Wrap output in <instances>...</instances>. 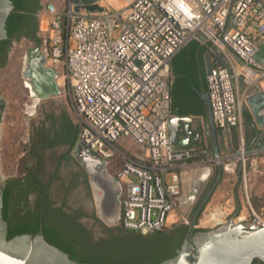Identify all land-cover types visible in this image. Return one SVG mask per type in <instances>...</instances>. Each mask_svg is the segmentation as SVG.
Instances as JSON below:
<instances>
[{
    "label": "built area",
    "instance_id": "built-area-1",
    "mask_svg": "<svg viewBox=\"0 0 264 264\" xmlns=\"http://www.w3.org/2000/svg\"><path fill=\"white\" fill-rule=\"evenodd\" d=\"M38 44L44 65L61 76L79 125L78 141L107 160L123 187L120 226L142 233L162 229L182 194V160L191 150L173 146L168 136L172 114L171 61L190 40L222 46L240 61L245 74L260 72L259 39L264 37V0H128L123 6L89 9L67 0L64 8L42 2ZM109 23L110 28L105 24ZM253 31V33L251 32ZM228 64V63H227ZM216 64L207 76L215 124L232 144L241 123L232 69ZM63 90H60L61 94ZM123 139L144 153L132 157ZM238 153L228 147L220 160L225 171L243 173L263 163L264 140ZM260 161V162H259ZM237 203V202H236ZM213 206L196 228L221 225L230 218L261 217L249 194ZM235 213V214H234Z\"/></svg>",
    "mask_w": 264,
    "mask_h": 264
},
{
    "label": "flooded vegetation",
    "instance_id": "flooded-vegetation-1",
    "mask_svg": "<svg viewBox=\"0 0 264 264\" xmlns=\"http://www.w3.org/2000/svg\"><path fill=\"white\" fill-rule=\"evenodd\" d=\"M26 23L27 21L21 18L17 19L20 29H24ZM6 32L7 36L1 40H9L11 49L19 41L8 34L7 26ZM206 49H209L208 46ZM206 51L199 49L196 53L193 52L184 58L180 67H177L178 71L182 72L177 76L171 109L174 106L177 111L184 109L200 111L201 114H179L172 110V114L192 117L203 115L204 118V123H199L200 120L194 118L190 123H182L181 132L175 139L176 145L185 147L193 144L195 148H203L207 147L209 139L211 149L216 152V149L220 150L223 147L222 138L220 142L217 140L223 131L211 117L207 96ZM32 70L31 56L27 52L21 72L32 98L30 106L27 107V137L24 140L21 160L16 165L17 172L12 175L17 178L6 182L7 178L0 175L3 215L5 207L8 229L9 226H18L27 230L38 227L37 231L43 232V225L46 222L51 232H55V229L60 231L63 228L66 239L74 243H77V240L73 236L88 241L108 236L109 231L114 230L112 228L118 224L109 225L98 215L90 175L75 156V145L71 148L70 143L66 141L72 137L68 112L58 107L50 96L39 98V90L32 85L29 75L24 76V73L31 74ZM37 99L39 101H36ZM0 103H3L1 96ZM47 103H50L51 107ZM261 135L262 132L259 139ZM108 169L114 174L109 166ZM218 177L217 170L211 184L205 187V190H199L193 199L186 202L185 213L193 214L196 211L205 194L216 182H219ZM185 234L179 225L165 230L157 238L158 252L170 255L178 251ZM253 264L264 263L255 260Z\"/></svg>",
    "mask_w": 264,
    "mask_h": 264
},
{
    "label": "water",
    "instance_id": "water-1",
    "mask_svg": "<svg viewBox=\"0 0 264 264\" xmlns=\"http://www.w3.org/2000/svg\"><path fill=\"white\" fill-rule=\"evenodd\" d=\"M71 1L76 5H85L89 9H102L99 5L100 0ZM13 7L12 0H0V40L7 36L6 22ZM105 24L110 28L108 21ZM211 50H214L217 55V63L212 60ZM27 52L31 56L33 70L31 74L24 73V76L29 75L32 85L39 90V98L57 95L59 93V86L56 81L57 74L53 68L44 65L45 60L38 44L28 49ZM205 56L207 60V76L216 64H227L223 52L215 45H211ZM36 101H39V99ZM192 119V116L179 114H173L170 117L168 130L169 139L173 146L183 147L182 145H176L175 139L181 132L180 125L182 123H190ZM214 139L216 140V137ZM263 140L264 130L257 145H261ZM74 154L90 175L99 217L109 225L119 224L122 184L109 171L107 160L97 156L79 141L75 144ZM215 156L220 157L219 149H216ZM217 166L219 181L222 176L223 166L221 163H218ZM209 171L210 168L205 167L199 180H195L194 184L188 187L186 191L182 173V194L178 199V203H186L197 195ZM199 183L201 184L198 185ZM217 183L205 194L198 208L191 215L187 223V232L177 253L156 264H253L255 260L264 263V227L261 225H257L251 220L234 222L233 218H230L225 224L196 228L197 218ZM0 264L99 263L80 262L72 259L66 251L49 242L41 230L34 234L22 233L9 237L8 224L3 215V198L0 192Z\"/></svg>",
    "mask_w": 264,
    "mask_h": 264
},
{
    "label": "rangeland",
    "instance_id": "rangeland-1",
    "mask_svg": "<svg viewBox=\"0 0 264 264\" xmlns=\"http://www.w3.org/2000/svg\"><path fill=\"white\" fill-rule=\"evenodd\" d=\"M47 1H53L61 8H64L67 0H41V2ZM127 1L128 0H100L99 4L110 8H118L123 6ZM188 44L191 45L186 48ZM205 45L209 48V42L204 43L199 39H192L184 45L177 54L179 56L183 54L187 57L193 52L196 53L199 49L206 51L207 46L205 47ZM27 51L28 42L20 40L16 45L11 47L8 62L0 69V96L4 103L0 118V175L3 178L11 177L17 172L16 165L18 161L21 160L24 140L27 137V107L30 106L32 98L21 73ZM260 51L264 52V45ZM50 99L53 100L58 107L64 108L73 118L74 122H76L68 88L63 89L61 94L51 95ZM47 104L51 107L50 103ZM201 120L202 121H199V123H204V118H201ZM231 135L232 144L228 143L224 133H221V135L217 137L218 142H220V138H222L221 141L223 142V147L220 148L221 157L227 153L230 145H232V149L235 153H238L240 148L238 127L232 130ZM126 144L128 148H133L131 141L127 140ZM263 160L264 157L262 158V161ZM184 161L185 164L182 166V170L185 191L194 184L195 180H199L203 173V169L209 167V174L203 180L200 188V191L203 189L205 190V187L211 184L212 178L218 170V163H221L220 158L216 157L215 152L211 149L209 139L207 140V147L193 149L190 156L186 157ZM120 164L121 161L118 160L113 164L111 170L114 172ZM246 192L249 194L255 209L259 213L263 212L261 207L264 204V161L260 163L257 168H253L247 164L245 173L242 172L239 165L232 173L223 169L218 184L210 194L197 220L205 217L213 206L224 203L229 198H233L235 203H240L242 200L246 199ZM185 205L187 204L184 202L178 203L170 212L169 220L165 226L166 229L188 223L192 214L191 212H184ZM171 215L172 218H170ZM251 218L253 220V216ZM237 220L242 221L239 218H237ZM257 220L264 222L261 217L257 218Z\"/></svg>",
    "mask_w": 264,
    "mask_h": 264
},
{
    "label": "trees",
    "instance_id": "trees-1",
    "mask_svg": "<svg viewBox=\"0 0 264 264\" xmlns=\"http://www.w3.org/2000/svg\"><path fill=\"white\" fill-rule=\"evenodd\" d=\"M13 3L15 8L9 14L6 22L8 34L15 37L18 41L24 40L26 42L38 43V31L40 27L38 15L39 11L43 7V3L41 0H13ZM19 18L27 21L24 29H20L17 24V19ZM190 45L191 44H188L186 48ZM9 52L10 41L6 39L0 40V69L8 62ZM177 53L173 56L171 61L172 98H174L173 91L176 87L177 76L182 72L178 71L177 67H180V64L185 58V55L182 54L179 56ZM3 107L4 103H0V118ZM172 110L179 114H201L200 111H194L191 109L177 111L174 106ZM68 117L72 137L68 138L66 141L70 143L72 148L78 139L79 125L74 122L69 113ZM15 178L17 177H8L6 182H10ZM262 207H264V204ZM4 218L7 220L5 207ZM45 223L46 222H44L43 225V234L45 238L49 242L66 251L72 259L80 262H94L99 264H156L166 258L174 256L177 253V251H175L170 253V255H163L157 250V238L160 234L167 230L165 227L151 232L142 233L140 231L127 229L118 225L112 228L114 230L111 229L112 231H109L110 234L108 236H101L93 241H88L86 239L83 240L79 237L73 236L77 240V243H74L73 241L66 239L63 234V228L60 231L55 229V232H51V229ZM179 226L183 230V234L187 232V224H180ZM37 230L38 227L27 230L18 226H9L8 235L9 237H13L14 235L22 233L34 234Z\"/></svg>",
    "mask_w": 264,
    "mask_h": 264
},
{
    "label": "crops",
    "instance_id": "crops-1",
    "mask_svg": "<svg viewBox=\"0 0 264 264\" xmlns=\"http://www.w3.org/2000/svg\"><path fill=\"white\" fill-rule=\"evenodd\" d=\"M251 32L253 33L252 30ZM208 42L209 41H205L204 43ZM263 45L264 37L259 39V50L257 52V59L262 64H264V52L260 50ZM218 48L223 52L228 63L227 65L231 67L234 76L235 89L238 97L237 108L241 114V123L237 126L238 136L239 138L240 136L244 138L248 147L256 146L259 142V135L264 130V75L258 72L257 74L247 76L245 74V66L240 61L230 58L222 46L219 45ZM211 56L214 63H217V55L214 50H211ZM55 72L57 74L56 81L58 86L60 90H63L61 76L56 70ZM198 116L201 117L193 116V118L202 121L201 118L203 119V115ZM127 140L129 139H123L121 143L124 144V147L132 157L136 158L138 153H144L142 148L131 140L129 141L132 142L133 148H128L126 144ZM176 147L192 151L196 146L188 144L185 147ZM184 160L185 159L182 160L183 165L185 164ZM170 218H172V215Z\"/></svg>",
    "mask_w": 264,
    "mask_h": 264
},
{
    "label": "bare ground",
    "instance_id": "bare-ground-1",
    "mask_svg": "<svg viewBox=\"0 0 264 264\" xmlns=\"http://www.w3.org/2000/svg\"><path fill=\"white\" fill-rule=\"evenodd\" d=\"M260 218V217H259ZM234 222H241V221H238L237 218L233 219ZM253 222H255L257 225H261L262 227H264V222H261L259 220H252ZM225 224V222L223 223Z\"/></svg>",
    "mask_w": 264,
    "mask_h": 264
}]
</instances>
